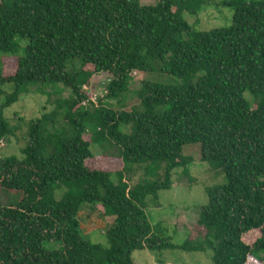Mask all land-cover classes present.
I'll list each match as a JSON object with an SVG mask.
<instances>
[{
    "label": "trees",
    "instance_id": "obj_1",
    "mask_svg": "<svg viewBox=\"0 0 264 264\" xmlns=\"http://www.w3.org/2000/svg\"><path fill=\"white\" fill-rule=\"evenodd\" d=\"M211 1L0 0V54L15 65L10 74L0 68V85L12 84L0 103V142L12 132L4 108L28 87L71 91L29 122L22 158L0 154V188L20 193L0 205V264H133L143 248L210 250L213 264L264 255V0H229L230 26L192 30L183 13ZM132 71L180 82L143 80L130 110L103 104L127 90ZM100 73L111 76L106 93L82 106V87ZM196 143L224 182L205 188L195 237L174 243L153 230L146 197L171 188L172 172L189 163L183 146ZM91 144L115 146L123 166L90 168ZM134 165L145 173L130 186ZM83 203L113 217L107 247L82 236Z\"/></svg>",
    "mask_w": 264,
    "mask_h": 264
},
{
    "label": "rangeland",
    "instance_id": "obj_2",
    "mask_svg": "<svg viewBox=\"0 0 264 264\" xmlns=\"http://www.w3.org/2000/svg\"><path fill=\"white\" fill-rule=\"evenodd\" d=\"M229 0H213L197 14L184 12L183 17L194 31H205L217 27H228L232 24L233 9L225 3ZM142 4H155L156 0H140ZM26 41H21L24 45ZM79 67V62L74 61L68 64V69ZM0 68L2 72L10 74L14 71L15 65L7 55L0 54ZM111 76L108 73L94 74L89 85L97 94L98 98L104 95L106 84ZM143 80L155 81L163 84H175L180 82L176 77L153 72L143 73L132 71L128 88L116 100H103L102 103L115 110H130L139 103L136 91ZM12 84L0 85V103L4 100V94L11 92ZM71 91L56 84L55 86H44L43 91L36 89V86L28 87L26 93L19 96V100L4 108L3 116L11 127V134L0 142V154L4 156L16 155L22 158L21 148L28 142V125L31 120L40 118L44 112L53 110L55 100L58 98H68ZM248 98L249 96L246 95ZM59 126V124H56ZM125 133L130 131L129 126H121ZM89 132L84 136L87 138ZM90 149L93 160L88 161L90 168H100L115 171L120 169L122 162L118 157V149L113 145L91 144ZM182 154L189 159L186 169L177 168L172 172L171 188L161 190L158 199L151 196L146 197V214L148 220L159 236H166L172 242L178 243L187 237H195L198 228L196 221L200 206L207 201L205 188L212 187L224 182L223 173L200 158L199 144L184 145ZM110 157V158H108ZM112 163V167L109 166ZM161 171V170H159ZM143 166H133L132 171L125 174V179L131 186L144 176ZM112 180L116 182L114 176ZM62 189L55 191V198L59 199ZM20 198L19 192L9 191L0 188V205H8L16 202ZM91 205L83 203L80 205L77 220L80 224L82 236L103 247L108 246L106 232L110 227L113 217L104 215L99 209L92 210ZM258 236L252 232L245 236V241L251 244ZM55 247L58 245L55 244ZM133 264H213L211 251H181L178 249H166L162 251H152L147 248L134 250L131 254ZM253 257V256H251ZM249 258L246 264H262L259 258L264 259L263 254H258V258Z\"/></svg>",
    "mask_w": 264,
    "mask_h": 264
},
{
    "label": "built area",
    "instance_id": "obj_3",
    "mask_svg": "<svg viewBox=\"0 0 264 264\" xmlns=\"http://www.w3.org/2000/svg\"><path fill=\"white\" fill-rule=\"evenodd\" d=\"M82 91H84V93L86 95V99L82 101V106H85V107H88L91 105L97 106V103L99 100L98 94L92 88H90V86H88V85H84L82 87ZM105 93H106V89H105ZM103 96L104 95L101 94L102 98H103Z\"/></svg>",
    "mask_w": 264,
    "mask_h": 264
}]
</instances>
